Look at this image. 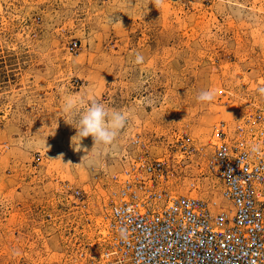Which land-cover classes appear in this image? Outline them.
<instances>
[{"label": "rangeland", "instance_id": "rangeland-1", "mask_svg": "<svg viewBox=\"0 0 264 264\" xmlns=\"http://www.w3.org/2000/svg\"><path fill=\"white\" fill-rule=\"evenodd\" d=\"M262 71L264 0H0V264L96 256L131 158L164 161L175 195L220 201L206 157L221 121L254 113ZM86 93L130 116L111 146L75 151L63 104Z\"/></svg>", "mask_w": 264, "mask_h": 264}, {"label": "built area", "instance_id": "built-area-1", "mask_svg": "<svg viewBox=\"0 0 264 264\" xmlns=\"http://www.w3.org/2000/svg\"><path fill=\"white\" fill-rule=\"evenodd\" d=\"M260 78L254 113L231 130L221 121L206 157L222 199L175 195L160 186L164 161L131 158L106 196V245L83 264H264V71Z\"/></svg>", "mask_w": 264, "mask_h": 264}, {"label": "clouds", "instance_id": "clouds-1", "mask_svg": "<svg viewBox=\"0 0 264 264\" xmlns=\"http://www.w3.org/2000/svg\"><path fill=\"white\" fill-rule=\"evenodd\" d=\"M158 6H162L164 0H155ZM143 56L137 54L135 63H143ZM259 92L264 95V87L259 88ZM90 94L81 96L68 95L64 99L63 111L74 120L76 134L71 138V143L75 151L81 150V141L91 136L94 147L101 146L107 148L116 140L118 134L129 119L130 113L117 110H110L105 105L95 99H89ZM216 96L214 90L202 91L197 99L200 102H212ZM251 154L259 155L260 146L251 145ZM88 155V154H87ZM85 155V156H87ZM99 152L96 153L98 157ZM84 156V157H85Z\"/></svg>", "mask_w": 264, "mask_h": 264}, {"label": "bare ground", "instance_id": "bare-ground-1", "mask_svg": "<svg viewBox=\"0 0 264 264\" xmlns=\"http://www.w3.org/2000/svg\"><path fill=\"white\" fill-rule=\"evenodd\" d=\"M261 79V78H260ZM126 175H127V173L124 175V177H126ZM125 179V178H124ZM123 179V180H124ZM113 183H120V182H122L123 180H122V176L121 177H119V176H117L115 179L113 178ZM219 197L221 198V195H219ZM222 199V198H221Z\"/></svg>", "mask_w": 264, "mask_h": 264}]
</instances>
